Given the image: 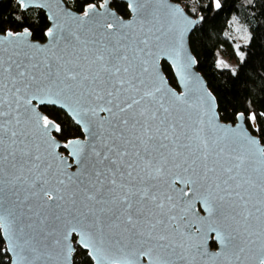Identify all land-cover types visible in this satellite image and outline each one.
I'll list each match as a JSON object with an SVG mask.
<instances>
[{
	"label": "snow or ice",
	"instance_id": "6c2138e0",
	"mask_svg": "<svg viewBox=\"0 0 264 264\" xmlns=\"http://www.w3.org/2000/svg\"><path fill=\"white\" fill-rule=\"evenodd\" d=\"M16 4L23 14L48 7L40 0ZM126 7L128 21L108 10L109 0L99 4L103 12L87 3L82 15L65 13L64 22L49 16L53 24L41 33L46 46L30 42L34 32L20 14L21 31L0 26V52L8 53L0 54V257L38 264L51 259L46 250L59 249L63 264L81 255L84 264H141L145 258L147 264H192L207 255L204 244L173 224L177 205L161 191L179 183L191 186L180 190L190 198L184 211L195 215L193 204L200 203L206 216L196 220L226 256L264 264V147L251 134L264 139V110L249 101L221 125L211 93L196 105L186 93L177 95L156 65L167 57L185 81L196 63L185 36L205 17L190 19L181 8L166 7L165 26L153 0H127ZM208 7L219 11L221 0ZM83 32L93 38L82 40ZM242 38L251 40L246 33ZM236 55L243 63L240 45ZM218 67L228 66L220 61ZM185 105L197 113L191 124L180 114ZM61 112L86 139L58 142L56 134L65 131ZM22 178L28 189L23 211L8 195H17Z\"/></svg>",
	"mask_w": 264,
	"mask_h": 264
},
{
	"label": "trees",
	"instance_id": "16d2710c",
	"mask_svg": "<svg viewBox=\"0 0 264 264\" xmlns=\"http://www.w3.org/2000/svg\"><path fill=\"white\" fill-rule=\"evenodd\" d=\"M183 6L185 11L194 18L204 16L205 19L199 24L190 37V47L198 63V71L207 81L208 87L214 94L218 104L221 120L230 123V117L236 111L244 110L249 101H252L256 110H264V0H221L222 8L217 11L209 10L210 0H172ZM68 7L82 14V9L87 3H95L99 7L103 0H65ZM111 6L123 18H129L130 13L126 4L119 0H111ZM20 14L23 18V26H31L34 32L32 39L36 42H45L42 37L44 26H50L44 12L40 10H29L26 14L19 13L18 5L14 0H4L0 3V26L19 32L22 30L21 23L16 17ZM239 20V24L250 25L251 40L243 44L242 51L245 60L240 63L235 75L229 69L218 67L220 54L224 57L233 58L231 54V43L228 39L229 25ZM247 34V33H246ZM164 72L170 83L177 87L171 68L165 64ZM49 112L55 116L56 112ZM58 120L63 123L64 133L56 134L61 137L74 138L83 137L82 131L61 112ZM264 126V125H261ZM261 139L260 133L252 132ZM65 154L66 152L62 150ZM214 243L212 247H214ZM85 257L80 256L74 264H84ZM0 264H9L0 257Z\"/></svg>",
	"mask_w": 264,
	"mask_h": 264
},
{
	"label": "water",
	"instance_id": "95a60500",
	"mask_svg": "<svg viewBox=\"0 0 264 264\" xmlns=\"http://www.w3.org/2000/svg\"><path fill=\"white\" fill-rule=\"evenodd\" d=\"M4 0H0V3L3 2ZM16 2V0H14ZM125 4H127V0H119ZM41 3L47 2L48 7L45 8H31L30 10L36 9V10H40L42 12L45 13L47 19L49 16L52 15H56L57 19L61 22H64L65 20H68V17H66L64 14L65 13H70L71 15L74 16H79L82 15L81 13H78L76 11H74L73 9H71L70 7H68V5L66 4L65 0H40ZM153 7H158L159 11L157 13L158 16V21L159 24H163L165 26H167L169 19L167 16V12H166V7H179L184 11V14L186 16H188L190 19H198V18H194L191 17L183 8V6L179 3H176L172 0H163V5H156L155 0H153ZM98 11L103 12V9H100L99 7H97ZM110 12L115 13L116 16L121 17L116 10H114L111 6V0H109V9ZM126 21L131 19V14L129 18H124ZM48 22L50 24V26L53 24V21L48 19ZM108 22H111V18L108 19ZM69 23H71V21H69ZM158 24V26H159ZM201 24V22L197 23L190 31H188L186 33L185 36V48H186V53L187 55L191 56L192 58H195V56L192 53L191 47H190V37L192 35V33L194 32L195 28ZM96 38H99V32L95 33ZM133 35H139V31L137 30L136 33H133ZM93 38V34L92 33H88V32H83L81 33V39L82 40H90ZM30 42H35L40 46H46L47 45V38L46 41L41 43V42H36L32 39V37L29 38ZM72 44L75 45V41L72 42ZM77 50H79L80 48H82V45H75ZM61 47H63V42L61 43ZM11 50V49H10ZM57 51H59V49H57ZM69 52L72 51V48L70 47L68 49ZM0 54L3 55H8V53H2L0 52ZM78 54H83L81 52L78 51ZM131 55V53H129ZM167 64L171 70L172 73L174 75L175 81H176V85L177 87L175 88L174 86L171 85L168 77L166 76L163 66ZM156 69L159 71L160 75L163 76L164 80L167 82V86L168 88H170L172 91L176 92L177 95L186 93L187 94V99L189 100V102L193 103L194 105L197 104L198 98L204 97V93H211L212 96L215 98V112L220 116L219 111H218V104H217V100L216 97L214 96V94L211 92V90L208 87L207 81L205 80V78L203 77V75L198 71V63L196 60V63L194 65H191L188 68V78L185 81H181L179 79V77H177L176 75V69L172 67V62L171 60H169L167 57L165 56H161L159 62L156 65ZM165 103H171L170 98L165 97ZM204 108H207V105H204ZM185 111L180 113L181 115H185L186 120L185 122L187 124H191L192 120L195 119L196 117V110L195 108H187V106H184ZM101 115H105L104 113H101ZM188 117H191V119H189ZM221 125L224 124H228L225 123L221 120L218 121ZM77 126V125H76ZM78 127V126H77ZM252 134V133H251ZM83 137H81V140L86 139V134H84L82 132ZM209 135H212V133H209ZM216 135H219V133H216ZM253 135V134H252ZM255 136V135H254ZM257 139V136H255ZM58 142L63 143L62 141H60L58 139ZM261 142V140H260ZM261 146L264 147V145L261 142ZM64 149H60L59 150V154L63 155V156H67V150H64L66 152V154L62 151ZM68 159H71V157H68ZM68 172L70 174L73 173V169L69 168ZM26 178L28 181L31 180V176L28 174H25ZM154 183V182H153ZM74 188V186H73ZM173 188L175 190L172 189H168L167 185H164L163 188L161 189V191H168L169 194H171L174 198V203L177 205L175 209H173V212L171 213L172 215L177 216V221H174L173 224L177 227H181V231H183L184 233H191L193 237L197 238L196 242L197 243H203L204 244V250L207 252V255L205 256H198L196 260L192 261V264H229V261H231V264H241V261H236L233 257H231L230 255H225L223 253V249L219 246V244H217L214 240L210 239L206 233H207V225H202L199 223V221L196 220V216L199 215L201 217L206 216V213H204L201 210V205L198 201H196L193 204V208L196 211L195 215L192 214V212H188V211H184V209H186L187 205H186V201H188L190 198L189 197H181L180 195V190L184 189V191H190L191 190V186H189V188H184V185L182 184H175L173 186ZM155 191V189H154ZM16 192L17 195L13 196L11 194V192H9V198L16 200L17 201V206L19 207V209L21 211H23L26 208V205L23 203H20L21 201L24 200L25 196L27 195L28 189H27V184L25 183V179L22 178L19 182H17V188H16ZM28 204H30L33 208V211H36L39 209V202L35 199H31L28 200L27 202ZM46 211V210H45ZM26 215H31V213H26ZM183 216V219H180V217ZM33 219H35V217H33ZM230 222V221H229ZM200 228L201 231H197V228ZM175 238L177 240L182 239V237H180L179 235H176ZM191 243V241L189 242ZM215 244V247H212V244ZM48 254L51 255V259H44L40 262H38V264H63V260H62V255L60 254V250L59 249H48L46 250ZM220 252L221 255L220 256H215L214 254ZM243 259V257H242ZM74 257H73V261L72 264H74ZM141 264H147V258H145L144 260L141 261ZM181 264H183V262H181ZM244 264H251V261H244Z\"/></svg>",
	"mask_w": 264,
	"mask_h": 264
},
{
	"label": "rangeland",
	"instance_id": "374dc122",
	"mask_svg": "<svg viewBox=\"0 0 264 264\" xmlns=\"http://www.w3.org/2000/svg\"><path fill=\"white\" fill-rule=\"evenodd\" d=\"M237 28L240 29V31H237ZM245 33H247V35L251 36L252 31L250 28V25L245 23V24H239V20H235L233 22H231V24L229 25V31H228V39L230 40L231 43V54L233 55V58H228V57H224L220 54L219 59H218V63L220 61H223L224 64H226L228 67H219L222 69H229L232 70L233 72H235L239 66V57L236 55V45H240V51H242V46L243 44H246L247 42L242 38Z\"/></svg>",
	"mask_w": 264,
	"mask_h": 264
},
{
	"label": "built area",
	"instance_id": "2783aa9c",
	"mask_svg": "<svg viewBox=\"0 0 264 264\" xmlns=\"http://www.w3.org/2000/svg\"><path fill=\"white\" fill-rule=\"evenodd\" d=\"M80 259V257L79 258H76L75 256H74V262L75 261H78Z\"/></svg>",
	"mask_w": 264,
	"mask_h": 264
},
{
	"label": "flooded vegetation",
	"instance_id": "af4514ba",
	"mask_svg": "<svg viewBox=\"0 0 264 264\" xmlns=\"http://www.w3.org/2000/svg\"><path fill=\"white\" fill-rule=\"evenodd\" d=\"M214 247H215V245H214ZM214 247H213V248H214Z\"/></svg>",
	"mask_w": 264,
	"mask_h": 264
}]
</instances>
